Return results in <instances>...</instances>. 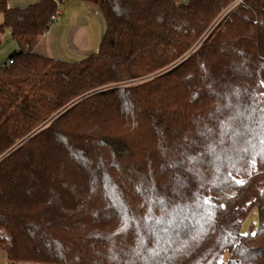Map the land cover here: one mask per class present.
<instances>
[{"label": "trees", "instance_id": "trees-1", "mask_svg": "<svg viewBox=\"0 0 264 264\" xmlns=\"http://www.w3.org/2000/svg\"><path fill=\"white\" fill-rule=\"evenodd\" d=\"M83 1L104 33L68 63L33 52L57 1L0 0L7 264H264V0L211 32L232 0Z\"/></svg>", "mask_w": 264, "mask_h": 264}, {"label": "crops", "instance_id": "crops-1", "mask_svg": "<svg viewBox=\"0 0 264 264\" xmlns=\"http://www.w3.org/2000/svg\"><path fill=\"white\" fill-rule=\"evenodd\" d=\"M37 1L9 0V4L22 8ZM55 1L58 2L57 18L38 40L33 52L68 63L79 62L96 53L104 33V21L98 9L83 0ZM3 257L2 264H7L5 253L0 251V258Z\"/></svg>", "mask_w": 264, "mask_h": 264}, {"label": "rangeland", "instance_id": "rangeland-1", "mask_svg": "<svg viewBox=\"0 0 264 264\" xmlns=\"http://www.w3.org/2000/svg\"><path fill=\"white\" fill-rule=\"evenodd\" d=\"M243 0H232L229 6L222 12L220 16L216 18V22L210 29V32L217 27V25L221 22L222 18L225 17L229 12H231L238 4H242ZM94 8L93 5H91ZM96 8V7H95ZM55 22V21H54ZM2 23V15L0 14V24ZM208 32V34L210 33ZM207 36V35H206ZM206 38V37H205ZM198 47V46H197ZM17 50L14 42L10 38V33L8 29H4L1 35L0 42V67L6 62L8 56L13 53V51ZM263 185L260 186V190L263 192ZM258 219L255 209H251L247 215L245 216L240 231L241 233H247L249 231L253 232L257 227ZM2 260L5 262L4 257L0 258V263L2 264Z\"/></svg>", "mask_w": 264, "mask_h": 264}, {"label": "built area", "instance_id": "built-area-1", "mask_svg": "<svg viewBox=\"0 0 264 264\" xmlns=\"http://www.w3.org/2000/svg\"><path fill=\"white\" fill-rule=\"evenodd\" d=\"M57 18V13H55L54 15L51 16V22L53 23ZM12 62L11 61H8V64H11Z\"/></svg>", "mask_w": 264, "mask_h": 264}, {"label": "snow or ice", "instance_id": "snow-or-ice-1", "mask_svg": "<svg viewBox=\"0 0 264 264\" xmlns=\"http://www.w3.org/2000/svg\"><path fill=\"white\" fill-rule=\"evenodd\" d=\"M239 183H243L242 181H238ZM253 235H255L254 233H253Z\"/></svg>", "mask_w": 264, "mask_h": 264}]
</instances>
